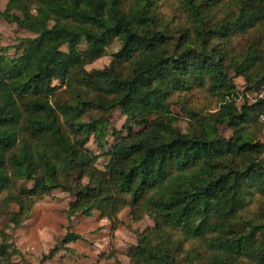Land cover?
<instances>
[{
    "label": "trees",
    "instance_id": "obj_1",
    "mask_svg": "<svg viewBox=\"0 0 264 264\" xmlns=\"http://www.w3.org/2000/svg\"><path fill=\"white\" fill-rule=\"evenodd\" d=\"M0 18L35 35L0 55V264L26 263L2 218L57 190L68 226L41 264L81 238L74 217L125 210L152 221L129 264H264V0H9Z\"/></svg>",
    "mask_w": 264,
    "mask_h": 264
},
{
    "label": "rangeland",
    "instance_id": "obj_2",
    "mask_svg": "<svg viewBox=\"0 0 264 264\" xmlns=\"http://www.w3.org/2000/svg\"><path fill=\"white\" fill-rule=\"evenodd\" d=\"M8 1L9 0H0V9L2 11L5 10L8 4ZM32 38H35V35L33 33L20 29L17 25L8 23L4 19L0 18V55L4 48H8L7 55L11 58L14 57L15 49L13 47H16L19 44L20 40L22 39H32ZM119 49H120V43L117 40H114L112 45L108 48L106 55L103 56L101 59L97 60L96 62L92 63L91 65H89L87 67V70L89 71L90 70H102L108 67L112 61V55L116 53ZM235 83L241 91L239 99L237 100L238 105H242V103L245 100L244 93H243L244 81L242 79H236ZM247 97L250 103L255 102V100L257 99L256 94H248ZM210 101H211L210 99L207 100L205 97L199 96L196 98L195 105L196 107H202L205 104H208V103L211 104ZM174 111L177 115H179V118H180V121L177 124L178 127L183 132H187L188 125H187L186 120L183 118V116L181 117V115L179 114V109L175 108ZM109 118H110L111 132L116 131V130H122L123 126L126 123V117L119 110L113 111ZM225 134L228 135L229 132L227 131L225 132ZM262 140L264 141V133L262 136ZM109 141L112 143L114 139L109 138ZM89 148L93 149L94 151H97L96 145L93 144L92 142L89 144ZM106 162H107L106 158H102L99 162V167L102 168ZM69 200H70V196L67 193L61 190H57L51 193L50 195L45 196L34 207L35 212L31 218L33 219V223L35 225L32 224L31 228L40 229L39 227H36V226L40 225L39 224L40 218L44 216L45 213H48V211L49 212L52 211L53 213L54 212L56 213L55 215H52V218L50 221H51V224L55 223L58 227L61 228V233L53 234V237L50 240V244L53 248L66 235V228L68 226V221H67V218H65L66 215L63 211H64V208L67 209ZM11 211L12 212L16 211L15 207H11L10 212ZM121 215H122L123 221H121V223L117 226V227H120V229L116 232V235L112 237L113 238L112 246L105 248V251H106L104 253L105 257H103L107 262L112 261L113 264H129L130 259L127 256V252L131 246L137 243V237H136L135 231L144 230L146 227L152 225V221L148 217L144 218L140 222H133L127 210L123 211ZM90 218H84L82 216H78V218L74 217L72 219V230L71 231L75 233V228L77 226L80 229V231H82L87 236L90 233V232L87 233V231L89 230L87 228V225H90V222H88L89 221L88 219ZM2 220H3V224L8 227V228L7 227L5 228L7 233L12 234V241L16 244L15 247L18 249V244H20L19 242L20 238L18 236V233L21 229L17 228L13 230L11 226H8L10 224H9V219L7 216H4ZM47 230H50V229H47ZM45 245H49V244H44L43 246H41L39 251H35L36 254L30 257L29 259L30 264H41V259L43 255L49 253L48 252L49 249L52 248V247L49 248L48 246H45ZM19 252L22 253L20 250ZM22 256L24 260L26 261L23 254ZM20 258L21 257L18 255H15L14 257V259L18 260L19 261L18 263L20 264H29L27 262L26 263L21 262Z\"/></svg>",
    "mask_w": 264,
    "mask_h": 264
},
{
    "label": "crops",
    "instance_id": "obj_3",
    "mask_svg": "<svg viewBox=\"0 0 264 264\" xmlns=\"http://www.w3.org/2000/svg\"><path fill=\"white\" fill-rule=\"evenodd\" d=\"M65 210L66 209L64 208V213ZM34 212L35 210L33 209L30 218L26 220L21 227H19L21 230L18 233L20 238L18 250L22 252L26 262L29 264L30 257L36 254L35 251H39L40 247L44 244H49L45 246L51 248L52 246L50 244V240L52 239L53 234L61 233L60 227H58L55 223L51 224L50 220L52 215L56 214L52 211H48V213H45V215L43 214L44 216L40 218V225L36 226L40 229L31 228L32 224H34L33 219L31 218L32 215H34ZM121 214L119 219L120 221H123ZM75 218H78V216ZM88 220L90 225H87V228L89 229L87 233H90L87 236L76 226L75 233L80 235L81 238L65 246V248L70 251L68 252L65 251V249H62L54 259L46 261L43 264H113L112 261L107 262L103 257H105V248L112 246V237L116 235V232L120 229V227H117L118 229L113 228L111 222L107 219H103L99 213H95L93 217ZM47 229H50L51 231ZM51 249H49V251ZM18 262L16 264H20Z\"/></svg>",
    "mask_w": 264,
    "mask_h": 264
},
{
    "label": "built area",
    "instance_id": "obj_4",
    "mask_svg": "<svg viewBox=\"0 0 264 264\" xmlns=\"http://www.w3.org/2000/svg\"><path fill=\"white\" fill-rule=\"evenodd\" d=\"M258 98L264 99V89H263L262 93L259 94ZM260 121L264 123V111H263V113L260 116Z\"/></svg>",
    "mask_w": 264,
    "mask_h": 264
}]
</instances>
